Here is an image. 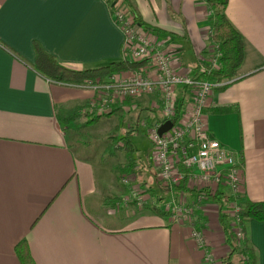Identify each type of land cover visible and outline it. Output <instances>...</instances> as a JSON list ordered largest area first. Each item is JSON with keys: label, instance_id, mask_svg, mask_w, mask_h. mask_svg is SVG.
<instances>
[{"label": "crops", "instance_id": "0c3cea01", "mask_svg": "<svg viewBox=\"0 0 264 264\" xmlns=\"http://www.w3.org/2000/svg\"><path fill=\"white\" fill-rule=\"evenodd\" d=\"M116 9L138 16L141 26L168 42L176 60L196 76L194 69L208 57L206 48L213 47L206 0H0V264H21L15 247L22 240L28 241L37 264H206L194 229L202 231L207 248L220 262L231 254L224 228L229 220L223 218L228 213L236 231L231 211L204 201L196 212L201 219L194 224L196 217L177 223L166 210L153 208L159 214L155 222L133 225L152 212L120 205L133 185L118 183L109 167L91 165L70 147V137L81 125L78 119L92 107L95 92L56 83L38 72L35 43L75 70L128 59L124 33L114 21ZM226 14L243 37L244 61L235 82L214 91L205 113L211 135L242 167L243 195L264 202V0H230ZM158 98L127 100L111 112L129 109L132 103L141 116L152 111L150 126L161 119ZM136 158V170L143 171L141 191L161 201L148 186L150 171ZM152 160L153 175L160 182ZM131 175L138 184L135 172ZM167 189L168 202H191L197 195L187 180ZM246 239L264 264V220L247 223Z\"/></svg>", "mask_w": 264, "mask_h": 264}, {"label": "built area", "instance_id": "2783aa9c", "mask_svg": "<svg viewBox=\"0 0 264 264\" xmlns=\"http://www.w3.org/2000/svg\"><path fill=\"white\" fill-rule=\"evenodd\" d=\"M114 21L123 31L126 58L143 61L139 69L118 73L110 80L87 82L80 86L95 92L92 107L87 111L95 115H107L118 103L136 100L147 95H159L155 106L161 112V119L149 126L153 143V158L158 169L159 181L170 190L185 180L196 190L191 202L173 198L165 204V210L177 223L192 222L196 209L207 199V192L213 193L218 187H228L234 194H243L242 167L233 152L215 139L209 130L205 109L210 105L216 89L226 82H212L191 74V69L176 60V51L168 42L157 38L152 31L141 26L134 16L119 9L113 12ZM208 57L200 61L201 71L207 65L218 68L220 63L215 47H208ZM184 89L185 101L181 114L177 106ZM181 91V92H180ZM166 121L173 122L167 132L160 133L159 127ZM124 183L132 185L131 174ZM131 187L130 194L120 205H128L132 199L139 204L148 203L143 191ZM230 211L235 215L240 207L234 203ZM237 226V220H235ZM239 240L244 233L236 228ZM193 237L205 251L206 264H220L213 251L207 248L202 231L193 230Z\"/></svg>", "mask_w": 264, "mask_h": 264}, {"label": "trees", "instance_id": "16d2710c", "mask_svg": "<svg viewBox=\"0 0 264 264\" xmlns=\"http://www.w3.org/2000/svg\"><path fill=\"white\" fill-rule=\"evenodd\" d=\"M209 9L208 24L210 27L209 45L215 47V53L218 55L220 63L218 68H213L207 65L205 71H201L200 66L196 67L195 74L201 79L212 82H226L220 86L219 89H224L228 85L235 82L236 71L240 68L244 61V40L242 35L236 30L227 17L226 10L230 0H206ZM135 19L140 25L143 23L138 16ZM36 62L35 69L43 76L52 81L64 85H82L87 82L95 83L97 80L105 81L112 78L114 75L127 70L139 69L143 66V61H131L124 59L123 61L112 62L105 66L88 68L82 70H75L60 64L56 59L50 55L39 44L35 43ZM206 48V53L208 54ZM181 96L177 106L178 116L181 114L182 105L185 101L184 89L181 90ZM119 108L107 115H95L92 120H99L104 116H112L117 113ZM77 113V112H74ZM94 115V114H93ZM68 120L69 119H65ZM63 124H67L65 121ZM116 142L119 139L115 140ZM122 150L125 156L126 163L120 167V177L124 174L134 173L137 167L136 149L134 144L127 139L122 145L117 147ZM185 182V181H184ZM196 192V190H193ZM207 192V199L205 201H215L219 204L222 212L230 211L231 206L237 203L240 207L239 212L235 215L233 220H237L236 228L241 230L245 237L241 240L237 238L234 226L231 224V218L228 213H224L223 218H228V227H225L227 238L232 248L231 254L228 258L223 259L220 264H259L257 254L254 249L249 246L246 239V226L251 220H264V202H252L246 199L243 194H234L218 187L213 193ZM196 209V212L199 211ZM195 223L200 221V215L195 213ZM231 221V222H230ZM16 254L21 264H37L31 254L30 247L27 240L20 241L15 247ZM235 257H237L235 259Z\"/></svg>", "mask_w": 264, "mask_h": 264}, {"label": "rangeland", "instance_id": "374dc122", "mask_svg": "<svg viewBox=\"0 0 264 264\" xmlns=\"http://www.w3.org/2000/svg\"><path fill=\"white\" fill-rule=\"evenodd\" d=\"M159 39L162 40V38L160 37ZM131 104L129 103V106H131V108L124 109L123 111H120L112 117H104L97 122L95 121L94 124L93 121H90L92 113L86 110V116H81L78 119V123H80L81 125L77 128V132L70 137L69 144L78 157L89 159L91 165L97 164L102 167H109V170L114 173L113 175H116L117 182L119 183L120 181H122V183L124 184L123 181L125 176H131L124 174L120 177V167L124 163H126V160L123 157V151L118 149L117 147L122 145L127 139H130L137 149L136 155L138 159L141 160V162H144V166L150 171L151 179L148 186H153L155 193L161 196V198L163 199L161 201H156L154 198H152L151 194L144 192V194L149 197L150 201H148V203L139 204L138 200L132 199L131 203L125 205L123 209L132 208L134 210H139V208H148L152 210V212L149 211L151 214H148L147 218L145 217V214H143L142 218H137V221L132 222L133 225L151 224L152 222H155L154 217L159 216V214L155 210H153V208L164 211L165 204L170 199L171 194L167 188H165L160 182H158L155 175H153L150 165V161H153L152 157L154 147L150 139V130L147 122H149L152 117H154V114L152 113V111H146L141 116L140 111L135 112L136 110L132 108ZM86 113L89 115H87ZM149 116L151 117L150 120H148ZM87 122H89V124H87ZM112 124H114V126ZM115 124L118 125L117 129H114ZM120 136H123L124 142L121 139L118 142L115 141V138H118ZM155 167L157 171V166ZM103 170L104 169H101L102 172H105ZM135 176L137 177L139 181L138 184L140 186L138 187L136 178L134 176H132L134 180L132 185L134 187H138L135 189L136 191L141 192L143 184H141L140 181L143 179V171H139V169H137L135 171ZM129 194L130 190L128 189V191L123 194V199L128 197ZM153 197L155 196L153 195ZM140 214L141 213L137 215L139 216ZM236 258L237 257H235V259Z\"/></svg>", "mask_w": 264, "mask_h": 264}, {"label": "snow or ice", "instance_id": "6c2138e0", "mask_svg": "<svg viewBox=\"0 0 264 264\" xmlns=\"http://www.w3.org/2000/svg\"><path fill=\"white\" fill-rule=\"evenodd\" d=\"M31 2V0H11V3H16V4H26ZM4 24V11L0 10V29L3 28Z\"/></svg>", "mask_w": 264, "mask_h": 264}, {"label": "water", "instance_id": "95a60500", "mask_svg": "<svg viewBox=\"0 0 264 264\" xmlns=\"http://www.w3.org/2000/svg\"><path fill=\"white\" fill-rule=\"evenodd\" d=\"M173 126V122L171 121H166L165 123H163L160 127H159V132L160 133H164L167 132L169 129H171Z\"/></svg>", "mask_w": 264, "mask_h": 264}]
</instances>
